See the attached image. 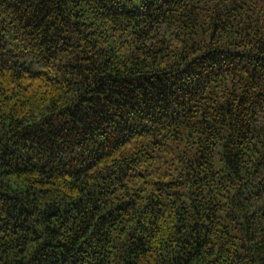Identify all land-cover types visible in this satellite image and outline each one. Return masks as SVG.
I'll return each instance as SVG.
<instances>
[{
	"label": "trees",
	"instance_id": "trees-1",
	"mask_svg": "<svg viewBox=\"0 0 264 264\" xmlns=\"http://www.w3.org/2000/svg\"><path fill=\"white\" fill-rule=\"evenodd\" d=\"M0 264H264V0H0Z\"/></svg>",
	"mask_w": 264,
	"mask_h": 264
},
{
	"label": "rangeland",
	"instance_id": "rangeland-1",
	"mask_svg": "<svg viewBox=\"0 0 264 264\" xmlns=\"http://www.w3.org/2000/svg\"><path fill=\"white\" fill-rule=\"evenodd\" d=\"M27 63H28V65L31 67V69H32L33 71H37V70H38V68H37L36 65L31 64L30 62H27Z\"/></svg>",
	"mask_w": 264,
	"mask_h": 264
}]
</instances>
